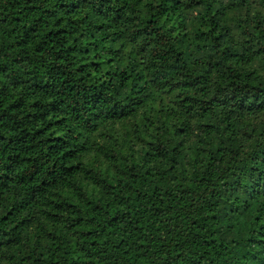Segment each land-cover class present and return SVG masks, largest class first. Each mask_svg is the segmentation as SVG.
<instances>
[{
  "label": "trees",
  "instance_id": "16d2710c",
  "mask_svg": "<svg viewBox=\"0 0 264 264\" xmlns=\"http://www.w3.org/2000/svg\"><path fill=\"white\" fill-rule=\"evenodd\" d=\"M262 54L264 0H0V264H264Z\"/></svg>",
  "mask_w": 264,
  "mask_h": 264
},
{
  "label": "rangeland",
  "instance_id": "374dc122",
  "mask_svg": "<svg viewBox=\"0 0 264 264\" xmlns=\"http://www.w3.org/2000/svg\"><path fill=\"white\" fill-rule=\"evenodd\" d=\"M244 11H242L241 13H243ZM248 12H250V13H252V11H248ZM224 18H229V15L228 14H226L225 16H223ZM236 38L239 40V42H241V43H244V45L245 46H248V48H250V49H253V48H255L256 46V44L255 45H249V44H254V42L253 41H246L244 38H243V36L242 35H240V33L239 32H237V34H236ZM252 64H254V65H256L259 69L264 65V54H262V55H260V56H258L253 62H252ZM259 71H263V68L262 69H260ZM143 111H145L144 109H143ZM147 114V116L148 117H153L154 118V115H153V113H150V112H148V111H145ZM100 134V133H99ZM99 134H96L95 136H94V139H99ZM183 162H184V160H182ZM171 174H174V169H172L171 170V172H170Z\"/></svg>",
  "mask_w": 264,
  "mask_h": 264
}]
</instances>
